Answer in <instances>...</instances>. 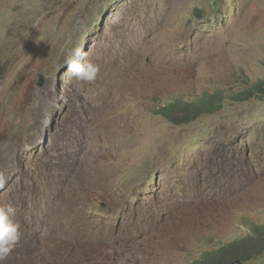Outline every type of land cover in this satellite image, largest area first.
Returning <instances> with one entry per match:
<instances>
[{
	"label": "rangeland",
	"instance_id": "obj_1",
	"mask_svg": "<svg viewBox=\"0 0 264 264\" xmlns=\"http://www.w3.org/2000/svg\"><path fill=\"white\" fill-rule=\"evenodd\" d=\"M77 47L94 82L66 71ZM263 80L264 0H0V204L20 225L4 264H187L249 233L264 94L188 122L155 109Z\"/></svg>",
	"mask_w": 264,
	"mask_h": 264
},
{
	"label": "trees",
	"instance_id": "obj_2",
	"mask_svg": "<svg viewBox=\"0 0 264 264\" xmlns=\"http://www.w3.org/2000/svg\"><path fill=\"white\" fill-rule=\"evenodd\" d=\"M257 93L264 94V80L256 82L242 89L229 90L215 89L214 91L194 98L170 95L158 109L156 113H161L175 122H188L196 117L214 112L218 107L217 101L232 95V99L245 101L253 98ZM264 249V220L250 225V232L237 239L224 241L217 247L206 249L187 264H230L236 258L241 260L249 259L260 253Z\"/></svg>",
	"mask_w": 264,
	"mask_h": 264
},
{
	"label": "clouds",
	"instance_id": "obj_3",
	"mask_svg": "<svg viewBox=\"0 0 264 264\" xmlns=\"http://www.w3.org/2000/svg\"><path fill=\"white\" fill-rule=\"evenodd\" d=\"M82 48H75L66 59L65 67L70 77L84 83L94 82L100 71L99 66L86 58ZM0 175V188L4 186ZM17 208L12 203L0 204V264L11 254L20 238V225L16 222ZM124 264V262H122Z\"/></svg>",
	"mask_w": 264,
	"mask_h": 264
},
{
	"label": "bare ground",
	"instance_id": "obj_4",
	"mask_svg": "<svg viewBox=\"0 0 264 264\" xmlns=\"http://www.w3.org/2000/svg\"><path fill=\"white\" fill-rule=\"evenodd\" d=\"M50 176V175H49ZM31 177V176H30ZM33 177V176H32ZM44 178V177H43ZM46 178L47 177H45V181H46ZM30 179H32V178H30ZM48 179V178H47ZM52 180V179H51ZM27 182H28V180H27ZM30 182H31V180H30ZM34 182V181H33ZM40 182V181H39ZM49 182V181H48ZM51 182V181H50ZM22 183V182H21ZM25 183H26V181H25ZM32 183V182H31ZM54 183V182H53ZM23 184V183H22ZM44 184V183H43ZM46 185H45V187H46V195L44 196V201L46 202V200L47 199H49L48 197H51L52 198V200H54V202L56 203V205H59V206H62V205H64L66 202H65V200L66 199H64V198H62L61 196H60V191H59V188H58V186H57V184L56 183H54L53 184V186H51V185H49L47 182L45 183ZM30 185V184H29ZM34 185V184H33ZM22 186V185H21ZM27 186V185H26ZM41 186V185H40ZM16 187V186H15ZM29 187V186H28ZM27 187V188H28ZM35 188V186H32V188ZM39 187V186H38ZM24 188V187H23ZM26 188V187H25ZM15 189V188H14ZM18 189V188H17ZM38 189V188H37ZM16 190V189H15ZM15 190H13V191H15ZM21 190V189H20ZM33 190V189H32ZM17 191V190H16ZM22 191V190H21ZM25 191V190H24ZM28 191V190H27ZM27 191H26V194L24 195V198L26 197V195H27ZM30 192H32L31 190H30ZM15 193V192H14ZM18 193V192H17ZM35 193V192H34ZM31 195V194H30ZM35 195V194H34ZM15 196H16V194H15ZM54 202H53V206H54ZM44 203V202H43ZM50 203V202H49ZM52 203V202H51ZM67 204L68 203H66L65 204V206H64V209H68V207H70V205L69 206H67ZM41 205V204H40ZM49 205V204H48ZM52 206V205H51ZM53 206H52V208H53ZM58 206V207H59ZM57 207V206H56ZM55 207V208H56ZM49 208V207H48ZM55 210V209H54ZM40 214V213H39ZM136 230V229H135Z\"/></svg>",
	"mask_w": 264,
	"mask_h": 264
},
{
	"label": "water",
	"instance_id": "obj_5",
	"mask_svg": "<svg viewBox=\"0 0 264 264\" xmlns=\"http://www.w3.org/2000/svg\"><path fill=\"white\" fill-rule=\"evenodd\" d=\"M39 85H43V80L41 82H39Z\"/></svg>",
	"mask_w": 264,
	"mask_h": 264
}]
</instances>
